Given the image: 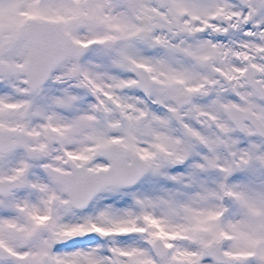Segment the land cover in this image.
<instances>
[{
    "label": "snow or ice",
    "instance_id": "6c2138e0",
    "mask_svg": "<svg viewBox=\"0 0 264 264\" xmlns=\"http://www.w3.org/2000/svg\"><path fill=\"white\" fill-rule=\"evenodd\" d=\"M0 264H264V0H0Z\"/></svg>",
    "mask_w": 264,
    "mask_h": 264
}]
</instances>
